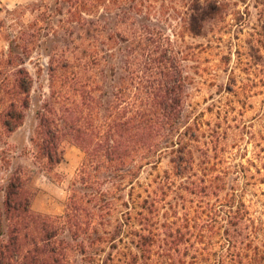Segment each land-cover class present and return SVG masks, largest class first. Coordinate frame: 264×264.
Returning <instances> with one entry per match:
<instances>
[{"label":"trees","instance_id":"obj_1","mask_svg":"<svg viewBox=\"0 0 264 264\" xmlns=\"http://www.w3.org/2000/svg\"><path fill=\"white\" fill-rule=\"evenodd\" d=\"M159 1L42 0L10 39L0 61V127L18 130L31 103L30 73L10 69L23 64L17 49L29 55L53 38L50 101L37 111L31 141L48 173L65 141L85 157L61 216L34 213L28 173L11 175L0 264H264V220L252 216L238 185L227 189L225 168L207 173L212 141L200 140L208 128L189 101L187 55L161 25L172 21L174 36H202L225 4L181 0V9L166 8L174 15H161ZM147 168L158 174L141 182ZM189 195L209 200L179 215L173 201Z\"/></svg>","mask_w":264,"mask_h":264},{"label":"rangeland","instance_id":"obj_2","mask_svg":"<svg viewBox=\"0 0 264 264\" xmlns=\"http://www.w3.org/2000/svg\"><path fill=\"white\" fill-rule=\"evenodd\" d=\"M43 1L52 7L55 3V0ZM171 1L155 3L161 15H174L171 9L166 10L171 5L181 9V0ZM41 2L0 0L1 63L8 57L10 39L31 24L30 10ZM222 2L226 8L223 17L213 25L211 23L202 36L187 29H180V36H174L172 21L161 25L187 55L184 65L190 76L189 101L201 112V120L208 128L200 140L202 143L212 141L206 147L211 156L208 164H204L207 173L225 168L227 189L238 185L236 188L243 194L252 216L264 220V0ZM52 39H42L39 47L31 50L29 55L17 49L23 64L10 68L26 69L33 78V88L23 125L11 134L0 127V208L3 210L5 188L11 175L26 171L33 193L32 211L42 215H63L71 195V184L85 157L73 142L65 141L63 160L48 173L40 167L31 141L38 123L37 111L50 101L48 54ZM217 139L219 142L216 143ZM197 147L202 149L196 154L203 161L200 157L203 146L198 144ZM216 153L223 159H215ZM161 168H168V159ZM150 173L158 174L147 168L141 174V182L154 179ZM224 179L221 176V181ZM225 193L223 191L221 196ZM184 199L173 201L179 205V215L185 214V205L194 212L203 202L194 195ZM210 200L216 201L215 198ZM4 229L8 231L6 220Z\"/></svg>","mask_w":264,"mask_h":264},{"label":"crops","instance_id":"obj_3","mask_svg":"<svg viewBox=\"0 0 264 264\" xmlns=\"http://www.w3.org/2000/svg\"><path fill=\"white\" fill-rule=\"evenodd\" d=\"M7 54V53H6Z\"/></svg>","mask_w":264,"mask_h":264}]
</instances>
